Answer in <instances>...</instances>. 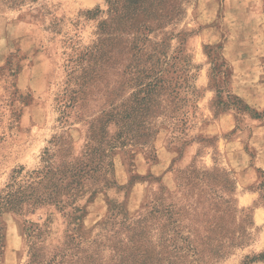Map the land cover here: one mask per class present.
<instances>
[{"label": "rangeland", "instance_id": "obj_1", "mask_svg": "<svg viewBox=\"0 0 264 264\" xmlns=\"http://www.w3.org/2000/svg\"><path fill=\"white\" fill-rule=\"evenodd\" d=\"M97 9L98 16L88 14ZM101 20L117 28L104 41L117 72L131 64L144 69L157 58L175 66H161L170 81L167 113L154 121L157 132L124 147L110 140L116 143L112 185L93 198L82 196L78 205L85 214L74 232L90 243L112 215H118L115 222L137 217L164 188L165 204L187 214L177 223L196 226L203 238L196 245L211 250L181 264H264V224L254 218L257 208L264 209V174L246 189L255 200L243 208L237 199L242 190L226 167L232 148L246 154V162L259 148L264 163V0H32L20 7L0 1V190L14 170L38 169L50 141L63 132L75 155L82 153L86 125L76 111L64 119L60 106ZM116 79L107 86H118ZM109 131L112 136L116 128ZM254 133L260 141L252 142ZM207 171L213 180L199 182ZM4 224L0 264H27L32 224L45 232L48 248L75 228L52 207L27 217L7 214Z\"/></svg>", "mask_w": 264, "mask_h": 264}, {"label": "trees", "instance_id": "obj_2", "mask_svg": "<svg viewBox=\"0 0 264 264\" xmlns=\"http://www.w3.org/2000/svg\"><path fill=\"white\" fill-rule=\"evenodd\" d=\"M0 1L20 7L32 0ZM100 13L97 9L88 14L98 16ZM132 30L136 31L137 27L127 28L128 32ZM116 31L117 28L107 21L99 22L97 39L76 63L60 106L64 119L72 115L69 110L73 114L76 111V117H81L86 125L82 153L75 155L70 134L63 132L50 141L38 169L26 171L20 167L14 170L10 181L0 190V263L6 248L5 216L27 217L49 207L65 213L68 225L75 228L58 246L48 248L45 232L32 224L28 229L27 264H181L186 259L194 262L211 253L210 249L201 250L196 245L203 240L196 226L185 228L177 223V218L187 214L185 210H176L173 204H165L164 199L169 193L164 188L137 217H125L115 222L118 215H112L114 218L101 226L90 243L86 244L74 232L85 214L78 205L82 196L90 192V198H93L100 190L112 185L108 175L112 174L114 145L118 143L124 147L127 143L140 142L143 137H152L157 132L154 121L167 113L165 84L168 85L170 79H164L166 70L161 66L173 67L175 64L157 58L155 62L150 59L144 69L138 70L139 64H131L123 74L117 72L116 63L104 50L105 37ZM119 76L120 80H114L118 86H107L111 78ZM129 88L133 89L131 93L127 90ZM97 97L101 99L97 100ZM111 126L116 128L112 136ZM112 138L116 143L110 141ZM192 174L199 179L195 172ZM201 175L199 182H210L214 178L213 172ZM156 200L159 204L155 203ZM192 216L197 222L195 209ZM151 219L156 226H152ZM154 233L158 241L154 240ZM166 242H171V246ZM222 251L220 249L217 253Z\"/></svg>", "mask_w": 264, "mask_h": 264}, {"label": "crops", "instance_id": "obj_3", "mask_svg": "<svg viewBox=\"0 0 264 264\" xmlns=\"http://www.w3.org/2000/svg\"><path fill=\"white\" fill-rule=\"evenodd\" d=\"M255 141H260L259 133H254L252 142ZM234 149L232 148L226 154V167L234 175L240 190H242L237 196L238 204L240 207L246 208L251 206L255 200V195L246 189L248 190L258 182L260 172L264 174V163L261 162L263 156L259 148H256L257 153L253 162H246V154L240 151L236 152ZM254 218L259 225L264 224V209L257 208Z\"/></svg>", "mask_w": 264, "mask_h": 264}]
</instances>
